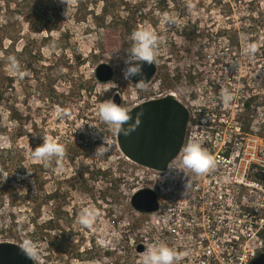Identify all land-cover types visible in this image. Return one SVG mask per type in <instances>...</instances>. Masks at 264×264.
I'll return each instance as SVG.
<instances>
[{
    "label": "rangeland",
    "instance_id": "rangeland-1",
    "mask_svg": "<svg viewBox=\"0 0 264 264\" xmlns=\"http://www.w3.org/2000/svg\"><path fill=\"white\" fill-rule=\"evenodd\" d=\"M65 8L0 0V240L30 237L35 264H140L144 216L129 198L142 180L98 105L129 109L168 89L195 98L208 84L264 82V0H75L67 16ZM165 14L175 23H162ZM130 25L163 38L143 88L121 76ZM249 43L254 54H244ZM9 55L29 70L24 78ZM100 61L113 67L106 81L95 77ZM45 134L65 147L47 167L31 158ZM103 136L109 151L96 157ZM84 208L98 211L90 228L76 222Z\"/></svg>",
    "mask_w": 264,
    "mask_h": 264
},
{
    "label": "built area",
    "instance_id": "built-area-1",
    "mask_svg": "<svg viewBox=\"0 0 264 264\" xmlns=\"http://www.w3.org/2000/svg\"><path fill=\"white\" fill-rule=\"evenodd\" d=\"M222 86L234 95L228 105L219 100ZM171 92L188 111L180 148L197 141L217 163L204 175L187 171L191 186L184 191L180 148L163 169L133 162L142 182L131 194L149 187L157 200L151 211L133 207L144 216L143 247L135 251L166 244L186 253L178 264H251L264 253V82L208 84L195 98L168 89L138 102Z\"/></svg>",
    "mask_w": 264,
    "mask_h": 264
},
{
    "label": "clouds",
    "instance_id": "clouds-1",
    "mask_svg": "<svg viewBox=\"0 0 264 264\" xmlns=\"http://www.w3.org/2000/svg\"><path fill=\"white\" fill-rule=\"evenodd\" d=\"M66 5L64 14L67 16L70 6L75 0H60ZM162 23L172 25L175 23L173 17L165 14ZM162 37L151 30L147 26H140L131 33L132 45L130 51L127 52L123 60L125 65L121 69V76L125 81H133V78L138 77L135 84L141 88L147 84L143 65H152L156 60V50L159 47ZM242 39L244 37L242 36ZM255 44H247L244 48V54L256 52ZM7 62L11 71L24 78L28 74V69L22 68L19 61L14 55L7 57ZM234 99L233 93L228 87H221L219 100L223 105L230 104ZM99 119L108 125L110 129H114L118 134L129 136L140 124V117L143 112H139L133 117L126 108L117 104L114 99H106L98 105ZM109 148L105 136L102 137V143L95 149L94 156L103 157ZM65 156V147L54 138L43 135L42 144L35 147L31 152L33 160L42 162L46 167L53 159L59 161ZM216 159L205 149L201 143L189 140L180 148V164L177 165V170L182 171L185 176L184 191L191 185L187 177V171L194 173L197 176L207 174L216 167ZM174 165L168 164V170H172ZM98 211L95 208H84L77 216V223L85 228L92 227L93 221L97 218ZM19 250L28 259L35 264L40 256L38 244L30 237H24L19 243ZM186 253L177 252L166 244H151L146 246L145 251L141 254L140 264H178Z\"/></svg>",
    "mask_w": 264,
    "mask_h": 264
},
{
    "label": "water",
    "instance_id": "water-1",
    "mask_svg": "<svg viewBox=\"0 0 264 264\" xmlns=\"http://www.w3.org/2000/svg\"><path fill=\"white\" fill-rule=\"evenodd\" d=\"M156 70L152 65L144 64L143 72L146 81ZM95 77L106 81L113 74V67L106 61H100L94 69ZM139 78H133L136 82ZM115 95L114 97H116ZM135 117L143 112L140 124L129 136L116 132L119 149L131 160L157 169H163L166 163L178 152L183 140L185 125L188 118L186 107L174 96L166 94L138 102L127 109ZM131 205L139 211H151L157 207L154 191L143 187L130 196ZM19 243L11 240H0V264H34L19 250ZM142 244L136 245L137 250ZM251 264H264V253L254 258Z\"/></svg>",
    "mask_w": 264,
    "mask_h": 264
},
{
    "label": "trees",
    "instance_id": "trees-1",
    "mask_svg": "<svg viewBox=\"0 0 264 264\" xmlns=\"http://www.w3.org/2000/svg\"><path fill=\"white\" fill-rule=\"evenodd\" d=\"M108 4L107 3H104L103 4V14L106 12V10L108 9ZM98 17V16H97ZM113 22H115V20L113 21ZM98 23H100V22H98L97 21V25H99ZM99 27H101V25H99ZM134 30H132V27H131V25H130V27H129V29H128V31L126 32L128 35H130V33H132ZM122 34H124V33H122Z\"/></svg>",
    "mask_w": 264,
    "mask_h": 264
},
{
    "label": "bare ground",
    "instance_id": "bare-ground-1",
    "mask_svg": "<svg viewBox=\"0 0 264 264\" xmlns=\"http://www.w3.org/2000/svg\"><path fill=\"white\" fill-rule=\"evenodd\" d=\"M171 95H174L175 93L174 92H171L170 93ZM126 158H128L127 156H126ZM131 162H134L133 160H131L130 158H128Z\"/></svg>",
    "mask_w": 264,
    "mask_h": 264
}]
</instances>
